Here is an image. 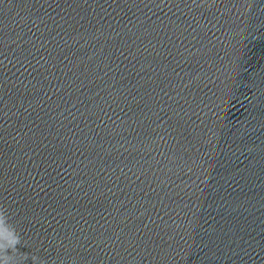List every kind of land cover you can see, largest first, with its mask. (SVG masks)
<instances>
[{
	"label": "clouds",
	"instance_id": "obj_1",
	"mask_svg": "<svg viewBox=\"0 0 264 264\" xmlns=\"http://www.w3.org/2000/svg\"><path fill=\"white\" fill-rule=\"evenodd\" d=\"M27 244L21 232L10 223L7 205H0V264H26L30 259L31 264H48V261L32 252H20L17 246Z\"/></svg>",
	"mask_w": 264,
	"mask_h": 264
}]
</instances>
